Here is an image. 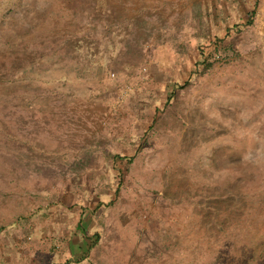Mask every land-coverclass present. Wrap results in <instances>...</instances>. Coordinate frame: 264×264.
Listing matches in <instances>:
<instances>
[{
	"label": "rangeland",
	"instance_id": "obj_1",
	"mask_svg": "<svg viewBox=\"0 0 264 264\" xmlns=\"http://www.w3.org/2000/svg\"><path fill=\"white\" fill-rule=\"evenodd\" d=\"M238 172L264 174V0H0V264H208L193 225Z\"/></svg>",
	"mask_w": 264,
	"mask_h": 264
},
{
	"label": "trees",
	"instance_id": "obj_2",
	"mask_svg": "<svg viewBox=\"0 0 264 264\" xmlns=\"http://www.w3.org/2000/svg\"><path fill=\"white\" fill-rule=\"evenodd\" d=\"M95 23L97 24L96 21ZM100 25L106 27V24ZM202 54L203 65L207 70L212 66L209 62L211 56H206L203 52ZM79 77L83 78L85 76L79 74ZM170 97H172V94ZM15 101L17 100L15 99ZM102 156L109 158L111 155L107 151H102ZM112 160L114 168H116L117 161L132 162L133 159L128 156L121 157L115 155ZM237 174L238 176L231 179L230 184L227 185L232 195L224 199L219 194V198L213 201L212 208L210 206L205 207L209 209V212L200 215L199 220L193 225L197 227L196 232L202 230L208 231V234L203 237L202 241L196 240L195 246V249H197L201 245V256L202 258L206 256L204 259H207L208 264H220L227 257L233 264H264V191L260 192L257 190V187L254 189V187L248 184L249 182H253L254 178L256 180L259 178L258 183L264 184V174L260 176H258L259 173L247 175L238 172ZM77 178H80V176L78 175ZM107 187L111 189L112 185H108ZM120 187L119 184L114 190L116 196L121 189ZM224 192L222 188V194ZM102 205L104 204L99 202L96 210ZM92 217H95V213L92 214ZM211 217L214 219L213 222H211ZM87 232L88 230L84 229L81 223H78L73 230V233L81 238H86ZM99 235V232L95 234L96 237H99ZM178 238H169L164 242V247L162 246L165 253L170 252V248L171 250H175L171 251L172 257L168 258L169 261H175L179 256H184L187 259L191 257V261H193L197 254L190 247L183 250L185 252H178ZM91 239L93 238L91 237ZM96 242H91L82 258L76 260L71 257L65 264H75L77 261L79 263L83 259H86L88 254L95 249ZM162 255L153 254L150 257L159 262L163 260L164 256Z\"/></svg>",
	"mask_w": 264,
	"mask_h": 264
},
{
	"label": "crops",
	"instance_id": "obj_3",
	"mask_svg": "<svg viewBox=\"0 0 264 264\" xmlns=\"http://www.w3.org/2000/svg\"><path fill=\"white\" fill-rule=\"evenodd\" d=\"M78 224L76 223V225L75 226H77Z\"/></svg>",
	"mask_w": 264,
	"mask_h": 264
}]
</instances>
